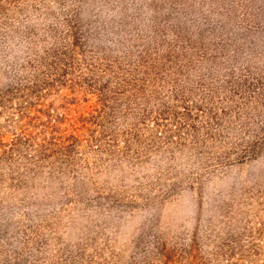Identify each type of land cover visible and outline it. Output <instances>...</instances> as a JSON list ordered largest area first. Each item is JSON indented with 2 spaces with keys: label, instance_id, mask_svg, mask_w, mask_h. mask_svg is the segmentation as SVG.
Segmentation results:
<instances>
[{
  "label": "rangeland",
  "instance_id": "374dc122",
  "mask_svg": "<svg viewBox=\"0 0 264 264\" xmlns=\"http://www.w3.org/2000/svg\"><path fill=\"white\" fill-rule=\"evenodd\" d=\"M0 264H264V0H0Z\"/></svg>",
  "mask_w": 264,
  "mask_h": 264
}]
</instances>
